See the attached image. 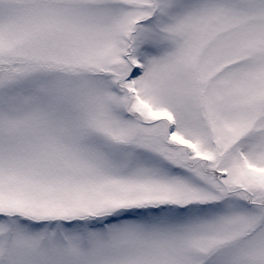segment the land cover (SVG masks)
<instances>
[{
	"label": "snow or ice",
	"instance_id": "obj_1",
	"mask_svg": "<svg viewBox=\"0 0 264 264\" xmlns=\"http://www.w3.org/2000/svg\"><path fill=\"white\" fill-rule=\"evenodd\" d=\"M0 264H264V0H0Z\"/></svg>",
	"mask_w": 264,
	"mask_h": 264
}]
</instances>
